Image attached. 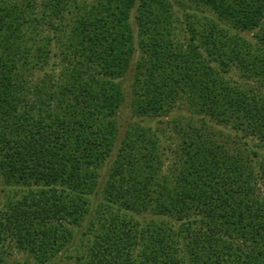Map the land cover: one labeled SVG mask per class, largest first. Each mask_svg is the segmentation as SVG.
I'll list each match as a JSON object with an SVG mask.
<instances>
[{
	"label": "trees",
	"instance_id": "16d2710c",
	"mask_svg": "<svg viewBox=\"0 0 264 264\" xmlns=\"http://www.w3.org/2000/svg\"><path fill=\"white\" fill-rule=\"evenodd\" d=\"M175 1L0 0V264H264V0Z\"/></svg>",
	"mask_w": 264,
	"mask_h": 264
},
{
	"label": "rangeland",
	"instance_id": "374dc122",
	"mask_svg": "<svg viewBox=\"0 0 264 264\" xmlns=\"http://www.w3.org/2000/svg\"><path fill=\"white\" fill-rule=\"evenodd\" d=\"M171 2L173 4L176 1L175 0H171ZM176 7L178 9L181 8L178 5H176ZM179 19H180V22L183 21V20H185V15L184 14H180ZM197 20L190 19L189 21H192V22L195 21L196 22ZM180 26H181V24L179 23V27ZM132 73H133V69L131 68L129 74L124 79V89H125L127 101H126V104H125L124 108L122 107V110L120 112V115H121L120 122L122 123V125L124 124V128H125L126 123H128V122H130V121L133 120L132 119V111H131L130 108H128L129 107L128 105H129L130 100L132 98V95H131ZM134 121L135 122H139V119L137 121L136 120H134ZM157 126H159L157 123H153V128H155ZM121 129H122V127H121ZM164 135H165L164 139L166 140V145H168V146L170 145V148L173 149L175 147V145L178 144V137H177V135L175 133H172V131L171 132H166ZM169 161H171V160H169ZM169 163H171V162H169ZM102 173H103L102 176H104L106 178L107 173H108L106 167H105L104 171H102ZM4 195H5L4 193L0 192V207L2 206V203H3L4 199H5V196ZM79 242H80V240L78 238L77 241H76L77 248L80 245Z\"/></svg>",
	"mask_w": 264,
	"mask_h": 264
}]
</instances>
